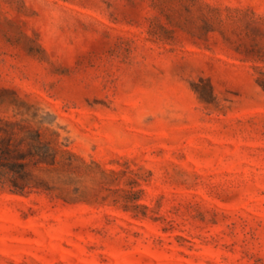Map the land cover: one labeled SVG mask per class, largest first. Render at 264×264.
<instances>
[{"label":"rangeland","instance_id":"obj_1","mask_svg":"<svg viewBox=\"0 0 264 264\" xmlns=\"http://www.w3.org/2000/svg\"><path fill=\"white\" fill-rule=\"evenodd\" d=\"M4 148L0 264H264V0H0Z\"/></svg>","mask_w":264,"mask_h":264},{"label":"trees","instance_id":"obj_2","mask_svg":"<svg viewBox=\"0 0 264 264\" xmlns=\"http://www.w3.org/2000/svg\"><path fill=\"white\" fill-rule=\"evenodd\" d=\"M21 155L22 154H10V150L7 148L0 150V177L3 176V172L6 168L8 169V171L12 172L14 176H21L22 173H24L23 169H24L25 165L23 163L13 162L10 164H4L2 162V159H6L7 157H15L16 158V157H20ZM14 186L18 187L15 184H14Z\"/></svg>","mask_w":264,"mask_h":264}]
</instances>
